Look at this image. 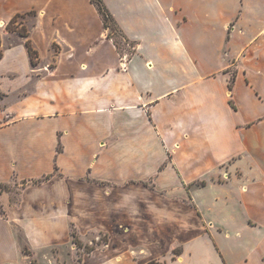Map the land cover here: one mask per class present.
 Wrapping results in <instances>:
<instances>
[{
	"label": "crops",
	"instance_id": "obj_1",
	"mask_svg": "<svg viewBox=\"0 0 264 264\" xmlns=\"http://www.w3.org/2000/svg\"><path fill=\"white\" fill-rule=\"evenodd\" d=\"M103 1L0 0V264H264V0Z\"/></svg>",
	"mask_w": 264,
	"mask_h": 264
},
{
	"label": "rangeland",
	"instance_id": "obj_2",
	"mask_svg": "<svg viewBox=\"0 0 264 264\" xmlns=\"http://www.w3.org/2000/svg\"><path fill=\"white\" fill-rule=\"evenodd\" d=\"M34 15H35V11L33 12H30L28 14H25L23 15L22 17H17L15 19V21L11 24L8 25L7 22L5 23H0V50H2L5 46V44L7 43V45H10V44H13L15 43L16 41H19V34L17 33V31L15 30H12V29H16V30H19V31H22L23 29L25 30H28L29 27L31 26V23L34 19ZM8 25V27H7ZM3 35L4 37V42L5 44L2 46L1 43H2V40H1V36ZM116 39H117V43L119 45V48H120V52L123 54V53H126V52H130L131 50V45H129V42L126 41L122 35L120 34V32L117 30L116 31ZM52 64V62H51ZM8 79L7 78H0V99H3V101L0 100V107H2L4 105V103H8L9 102V97L8 98H5L4 96H8L9 95V87H5V82L4 81H7ZM1 83L4 84L3 86L6 88H2L1 86ZM6 100V101H4ZM14 183H10L9 184V187L11 188ZM15 188V187H13ZM95 236H97L98 238L95 239ZM107 238L106 235H103V234H99V235H94L92 237L94 243H92L91 241H87L86 243H82L83 246L81 247H77L74 252L72 254H70L71 256H66L65 257H58V255L55 253V257L57 258L56 260H58V264H78L77 262V259L78 257H80L84 252H86V249H85V245H92V244H95L97 241H103ZM102 244V243H100ZM96 246V245H95ZM142 251H139V250H136V254H135V257L138 258V256L141 254ZM69 253V251H68ZM41 259V264H49L47 262V259L45 258L44 255H40L39 257ZM66 259V260H65ZM162 260H164L167 264H203L201 263L200 260H198L197 256L193 255L191 256L190 258H188L187 260H184L182 261V263H180L178 261V256L177 255H174L172 252H168L166 254H164V257H161ZM62 260L64 261L65 260V263L62 262ZM67 261V262H66Z\"/></svg>",
	"mask_w": 264,
	"mask_h": 264
},
{
	"label": "trees",
	"instance_id": "obj_3",
	"mask_svg": "<svg viewBox=\"0 0 264 264\" xmlns=\"http://www.w3.org/2000/svg\"><path fill=\"white\" fill-rule=\"evenodd\" d=\"M90 1L94 4V6L96 7L97 11L100 14V17H101L102 22H103V26H104V28L107 31V36L110 37L114 41L116 47L120 51V48H119V45H118L117 39H116V31L118 30L120 32V34L122 35V37L126 41H127V39L125 38V36L122 33L121 29L119 28L118 24L116 23L114 17L110 13L108 7L106 6V4H105V2L103 0H90ZM23 15H25V13H23V14L18 13L16 15H14L9 20L8 25L13 23L17 17H22ZM8 25H7V27H8ZM12 30L17 31V33L20 34L23 37H27L28 36V33H27V31L25 29H23L22 31H19V30H16V29H12ZM25 45L27 47V51H28V55L30 57L31 63L35 65L37 63V51H36V49L33 48L32 44H31V42H30V40L28 38H26V40H25ZM1 54L2 53H1V50H0V58H1ZM47 177L48 176H45L44 179L47 178ZM44 179L43 178L42 179H34L33 182L34 183L41 182ZM8 188H9V184H2V183L0 184V191L4 190V189H8ZM72 241L77 247L83 246L82 242L77 237V234H76L75 231H72ZM106 241H107V239H105L103 241H97L96 244L105 243ZM84 247L86 249V252H88V251L92 250L95 247V244H92L90 246L89 245H85ZM143 264H167V263L164 262V261H161L159 259H150V260H148L147 262H145Z\"/></svg>",
	"mask_w": 264,
	"mask_h": 264
}]
</instances>
